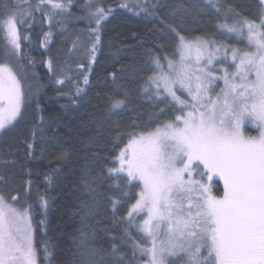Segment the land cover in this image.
<instances>
[{"label":"trees","instance_id":"16d2710c","mask_svg":"<svg viewBox=\"0 0 264 264\" xmlns=\"http://www.w3.org/2000/svg\"><path fill=\"white\" fill-rule=\"evenodd\" d=\"M61 2L63 12L53 14L44 6L18 24L21 49L13 66L22 84V114L0 130V194L8 204L30 208L37 264H146L148 255L140 251L148 245L139 228L142 215L128 218L140 183L108 170L116 168L130 132L151 131L183 114L162 89L159 96L155 85L144 91L158 70L153 58L163 64L175 56L176 32L188 40L199 37L245 50L246 38L221 35L218 25L225 15L229 24L245 19L259 24L264 2ZM38 3L0 0V16L6 18L21 4L27 13ZM96 8L107 13L99 43L91 15ZM77 87L82 91L77 93ZM116 99L126 102L114 111ZM244 131L256 133L248 125ZM214 184V194L222 195L223 183L214 179Z\"/></svg>","mask_w":264,"mask_h":264},{"label":"snow or ice","instance_id":"6c2138e0","mask_svg":"<svg viewBox=\"0 0 264 264\" xmlns=\"http://www.w3.org/2000/svg\"><path fill=\"white\" fill-rule=\"evenodd\" d=\"M44 6H50L53 14L66 8L61 0H39L27 13L21 4L15 6L18 11H8L6 18L0 16L5 40L0 49L4 57L0 61V130L13 126L22 114V84L13 66L21 49L18 24ZM91 15L99 43V26L107 13L96 8ZM224 20L218 25L221 35L246 38L249 50L232 49L236 71L230 79L225 70L222 95H211L210 85L217 78L199 67L205 58L208 65L213 63L219 51H212L215 41L188 40L173 29L178 68L169 60V72H165L160 59L153 58L160 71L142 87L149 91L155 85L158 96L163 89L172 101L186 106L188 102L177 95L178 85L191 97L192 110L151 131L130 132L128 143L115 158L119 167L108 170L117 178L126 174L129 183L141 185L128 218L147 212L141 231L152 238V247L140 251L150 256L148 264H172L169 257L184 264H264V19L259 24L246 19L229 24L225 15ZM49 35L45 33L46 38ZM95 50L94 44L93 55ZM193 62L196 73L190 71ZM88 82L85 75L84 83ZM125 102L116 99L111 107L118 110ZM246 123L256 126V135L246 134ZM214 177L223 183L222 195L214 194ZM29 212L30 208L17 209L0 196V264H37ZM201 249H207L208 256Z\"/></svg>","mask_w":264,"mask_h":264},{"label":"rangeland","instance_id":"374dc122","mask_svg":"<svg viewBox=\"0 0 264 264\" xmlns=\"http://www.w3.org/2000/svg\"><path fill=\"white\" fill-rule=\"evenodd\" d=\"M263 2H264V0H263ZM245 31H246V29H245ZM192 41H194V40H192ZM4 45H5V40H3V41L0 40V48L1 49L4 47ZM216 48H219V51L216 52L215 58L213 60V63L211 65H208L207 64V58H205V60L201 63V65H199V67H206L207 70L211 71L212 74L217 78L216 81L213 84L210 85V87L213 89V91L211 92L212 96H215L218 93H220L222 95L221 89H223L225 87V83H224V80H223V76L225 74V70H227V72L229 73V78L230 79H231V73L236 71L235 64L232 61V48H228V47H225V46L213 45L212 46V51H215ZM247 50H249L248 49V45H247V48L245 50H243V51H247ZM240 51L243 52L242 50H240ZM179 59H180V57H179V53L178 52H176V54H175V56L173 58H168L165 61V63L162 64L164 71L165 72H169V65H168V61L169 60L174 61V67L178 68ZM189 67H190V71L191 72L196 73L197 65L194 62L191 63ZM159 71H160V69H158L156 73H158ZM197 74H200V73H197ZM201 75H203V74H201ZM237 82H239L238 79H237ZM176 91H177V95L180 96L181 99H184V100H186L188 102L186 106H181V105H179L178 103L175 102L178 106L183 107L184 110H183V114L182 115H184L188 111L192 110V108H191L192 100H191V97L188 96L187 92L185 90H183V89H180L178 85L176 86ZM162 93H163V95L167 96L170 100H172L171 97L168 96L167 93H165L163 91V89H162ZM247 125L256 130V133L255 134H251V135H256L257 134V129H256V126L254 124L246 123L243 126V130H244V128ZM119 154H118V156H119ZM116 162H117L116 168H118L119 167V163H118V161H116ZM193 175L196 178H199L196 175V173H194ZM206 179L207 178L205 177V181H206ZM214 179H219V178L218 177H214ZM137 182H139V181H137ZM9 205H11V204H9ZM11 206H13V207H15L17 209H20L19 206H16V204H12ZM21 210H23V209H21ZM137 215H142V218H141V220L139 222V228L141 230V225L143 223V220L147 217V212L145 211V212L137 214ZM30 231H31L32 244H33L32 224H31V230ZM141 232L144 234V236L146 237V239L148 241L147 248H151L152 247V238L149 237L143 231H141ZM163 238H164V235H163V233H161V239H163ZM157 243H159V241ZM201 251L203 253V256H208L207 249H201ZM169 259L171 260L172 264H184L183 260L177 259L176 257H169ZM149 260H150V256H148L146 264H148Z\"/></svg>","mask_w":264,"mask_h":264},{"label":"flooded vegetation","instance_id":"af4514ba","mask_svg":"<svg viewBox=\"0 0 264 264\" xmlns=\"http://www.w3.org/2000/svg\"><path fill=\"white\" fill-rule=\"evenodd\" d=\"M0 196H1V194H0Z\"/></svg>","mask_w":264,"mask_h":264}]
</instances>
